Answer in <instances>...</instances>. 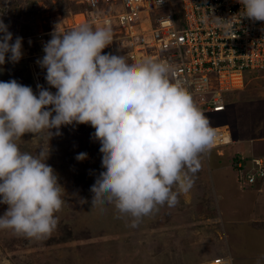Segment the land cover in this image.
Segmentation results:
<instances>
[{"label":"clouds","instance_id":"1","mask_svg":"<svg viewBox=\"0 0 264 264\" xmlns=\"http://www.w3.org/2000/svg\"><path fill=\"white\" fill-rule=\"evenodd\" d=\"M239 3L243 18L264 21V0ZM219 19L230 28V19ZM59 25L37 61L55 93L37 85V95L15 79L0 81V204L8 205L0 230L28 239H44L56 230L65 189L46 162L50 149L36 155L21 150L17 141L26 133L36 137L47 131L51 140L62 134V126L91 125L104 169L91 187L92 207L112 204L133 226L159 206L178 203L216 135L170 63L151 57L129 63L127 56L104 53L113 43L110 25L85 23L68 31ZM22 45L23 37L13 42L0 19V65L6 56L18 63ZM76 159H87V153Z\"/></svg>","mask_w":264,"mask_h":264},{"label":"rangeland","instance_id":"2","mask_svg":"<svg viewBox=\"0 0 264 264\" xmlns=\"http://www.w3.org/2000/svg\"><path fill=\"white\" fill-rule=\"evenodd\" d=\"M83 7L79 0H0V19L9 26L13 42L23 37L22 59L12 63L6 56L0 81L15 79L37 95V85L48 89L46 69L37 63L45 55L43 46L56 25L61 30ZM204 115L211 127L228 124L233 143L202 153L201 167L190 173L192 187L179 194L178 203L159 206L136 226L112 204L92 207L91 187L104 169L91 125L62 126V134L51 140L47 131L36 137L26 133L17 141L22 151L36 155L42 148L50 149L46 162L65 189V204L57 213L56 230L44 239L0 230V264H209L229 254L234 264H263L264 230L251 224L255 217H250L246 197L250 185L243 186L234 159L238 151L251 156L253 149L256 156H264V142L258 141L264 137V88L252 82L228 96L225 111ZM82 152L87 159L79 161L76 157ZM7 208L0 204V216Z\"/></svg>","mask_w":264,"mask_h":264},{"label":"built area","instance_id":"3","mask_svg":"<svg viewBox=\"0 0 264 264\" xmlns=\"http://www.w3.org/2000/svg\"><path fill=\"white\" fill-rule=\"evenodd\" d=\"M80 3L83 9L73 15L80 18L67 23L62 31L85 23L93 27L110 25L113 43L104 53L127 56L129 63L147 57L167 61L175 68V79L192 94L203 113L225 111L228 96L252 82L264 88V21L243 18L239 0H81ZM219 18L230 19V28L225 30L221 26L224 21ZM48 89L57 91L50 85ZM212 128L216 135L210 149L233 143L228 125ZM245 159L242 156L236 167L240 181L246 186L263 179L264 158L254 156L247 162ZM209 264L234 263L229 254L215 257Z\"/></svg>","mask_w":264,"mask_h":264},{"label":"crops","instance_id":"4","mask_svg":"<svg viewBox=\"0 0 264 264\" xmlns=\"http://www.w3.org/2000/svg\"><path fill=\"white\" fill-rule=\"evenodd\" d=\"M233 100H235V99L233 98ZM226 125H228V124H226ZM230 130H231V128H230ZM231 133H232V131H231ZM232 136H233V133H232ZM258 139H260L258 141L264 142V137H261ZM253 142H254V139H251V143H253ZM252 152L255 153V149H253ZM261 152L263 153L262 155H264V148H261ZM237 153H239V151ZM253 153H251L250 155L256 156V154H253ZM260 157L264 158V156H260ZM243 186H245V185H243ZM247 188H248L249 192H248V190L246 191V195H247L246 197H247V200L250 201L249 208H250V212L252 214V215H250V217H251V219H252V216L255 217V220L253 219L254 221H252L251 224L252 225L254 224V226H257L258 228L263 227L262 230H264V219H260V218L256 219V217H258V216L264 217V177H263V179L258 180L257 183L251 184ZM245 205L248 207L247 203H245ZM247 207H246V210H247ZM250 212H249V214H250ZM261 222H263V223H261ZM251 254H253V253H251ZM263 258H264V256H263ZM233 263H234V260H233ZM263 264H264V262H263Z\"/></svg>","mask_w":264,"mask_h":264},{"label":"trees","instance_id":"5","mask_svg":"<svg viewBox=\"0 0 264 264\" xmlns=\"http://www.w3.org/2000/svg\"><path fill=\"white\" fill-rule=\"evenodd\" d=\"M81 0H79V2H80ZM83 5V4H82ZM83 9V8H82ZM250 157H252V156H248V157H246V159H245V162H247L248 160H249V158ZM241 160V155L239 154V153H237L236 154V156H235V159H234V166L236 167V164H237V162H239Z\"/></svg>","mask_w":264,"mask_h":264},{"label":"bare ground","instance_id":"6","mask_svg":"<svg viewBox=\"0 0 264 264\" xmlns=\"http://www.w3.org/2000/svg\"><path fill=\"white\" fill-rule=\"evenodd\" d=\"M74 18H77V19H79L80 17H79V15H75V16H74Z\"/></svg>","mask_w":264,"mask_h":264}]
</instances>
